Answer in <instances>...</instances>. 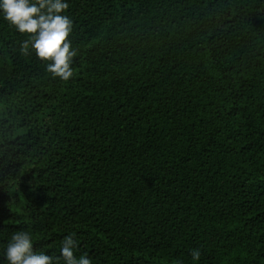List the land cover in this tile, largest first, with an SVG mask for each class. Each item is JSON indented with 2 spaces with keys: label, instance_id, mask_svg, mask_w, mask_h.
I'll list each match as a JSON object with an SVG mask.
<instances>
[{
  "label": "trees",
  "instance_id": "1",
  "mask_svg": "<svg viewBox=\"0 0 264 264\" xmlns=\"http://www.w3.org/2000/svg\"><path fill=\"white\" fill-rule=\"evenodd\" d=\"M65 2L68 81L0 10V264H264V0Z\"/></svg>",
  "mask_w": 264,
  "mask_h": 264
},
{
  "label": "clouds",
  "instance_id": "2",
  "mask_svg": "<svg viewBox=\"0 0 264 264\" xmlns=\"http://www.w3.org/2000/svg\"><path fill=\"white\" fill-rule=\"evenodd\" d=\"M68 7L65 0H0L4 19L29 36L22 42L21 52L28 55L34 50L38 59L49 62L46 70L62 81L73 77L71 65L76 56L69 39L73 21L62 14ZM77 247L72 236L63 238L60 257L64 264H91L86 254L79 258L74 255ZM191 255L193 260H199L201 253L194 249ZM5 258L8 264H53L52 256L34 250L32 235L27 231H18L11 236Z\"/></svg>",
  "mask_w": 264,
  "mask_h": 264
}]
</instances>
